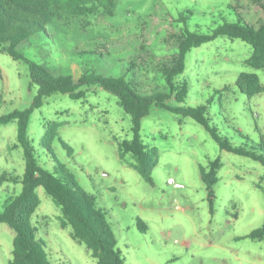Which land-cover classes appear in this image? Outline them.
<instances>
[{
    "label": "rangeland",
    "instance_id": "1",
    "mask_svg": "<svg viewBox=\"0 0 264 264\" xmlns=\"http://www.w3.org/2000/svg\"><path fill=\"white\" fill-rule=\"evenodd\" d=\"M238 4L244 7L241 0H119L113 16L72 18L49 36H33L19 52L55 76L75 81L90 73L130 80L127 69L134 64L142 92H165V80L155 69L176 53L169 47L170 42L174 48L173 33L187 29L211 35L225 23L238 22ZM252 53L251 46L228 37L193 49L176 80L178 90L186 88L184 103L174 97L168 105L207 106V117L222 138L235 148L256 147L264 134V93L249 98L237 85L240 75L255 74L264 86V70L246 64ZM0 69V116L30 109L39 88L32 84L28 65L0 49ZM82 90L87 93L81 101L62 94L48 98L32 112L28 135L40 166L55 175L58 164L42 143L48 125H61L53 150L106 215L126 264H264V243L247 238L264 224L261 163L223 151L195 120L153 107L140 131L144 144L159 152L151 185L133 168L132 154L122 158L134 132L118 98L99 87ZM216 160L221 169L212 212L201 169L209 171ZM25 171L18 123L0 125V176L22 179ZM22 191L21 183L0 185V213ZM37 193L41 205L32 225L50 264H96L87 248L72 239V229H62V209L44 188ZM138 220L147 226L144 233ZM15 236L0 225V264L13 260Z\"/></svg>",
    "mask_w": 264,
    "mask_h": 264
},
{
    "label": "trees",
    "instance_id": "2",
    "mask_svg": "<svg viewBox=\"0 0 264 264\" xmlns=\"http://www.w3.org/2000/svg\"><path fill=\"white\" fill-rule=\"evenodd\" d=\"M119 0H0V49L14 61L24 62L28 65L32 84L39 88L33 106L26 111H16L6 116H0V125L18 123V143L25 154L26 171L22 179L4 174L0 176V185L12 182L21 183L22 193L8 201L5 210L0 213V225L9 226L15 233L13 260L9 264H50L45 244L37 241L32 225V219L41 205L38 188H44L54 203L62 209L60 218L62 229H72V239L84 245L96 264H126L122 254L117 250V240L109 225L106 215L96 209L93 196L86 193L78 184L73 175L67 172L59 162L53 143L59 135L60 124L48 125L47 133L43 138V147L58 164L55 175L44 170L36 155V150L28 135V126L31 114L40 109L45 101L56 95H68L72 100L81 101L86 98L84 88L99 87L116 96L124 111L132 118L134 138L131 143H125L122 158L128 153L135 159L133 168L149 184L153 185V171L159 164V152L155 148L146 146L141 137L142 121L148 117L153 107L165 110L183 118H191L200 124L223 151L238 156L250 158L264 166V134L260 142L253 148H235L230 142L222 138L211 125L207 117V106L171 107L170 99L176 97L179 104L184 103L186 88H180L176 80L186 71L187 55L206 43L215 41L220 37L242 40L253 48L251 57L246 64L256 70H264V0H241L244 7L239 4L234 7L239 19L236 23H225L217 28L211 35H197L185 29L184 33L174 36V49L170 59L161 62L156 71L164 78L165 92L147 94L142 92L141 84L137 82L134 67L127 69L131 75L106 77L90 73L84 75L79 81L73 76H55L44 65L29 61L19 52L22 44L28 42L33 36H49L51 29L59 27L60 23L72 18L97 16H113ZM123 41V40H122ZM108 43V41H107ZM90 54V53H89ZM134 70V71H133ZM0 80L4 81V74L0 69ZM237 85L241 92L249 98L264 93V86L255 74H242ZM63 147L69 155L73 150L62 140ZM220 160L210 163L209 171L201 169L202 181L206 186L211 211L213 212L215 200V187L219 183ZM139 230L143 233L147 226L138 220ZM247 238L264 243V224L253 231Z\"/></svg>",
    "mask_w": 264,
    "mask_h": 264
}]
</instances>
